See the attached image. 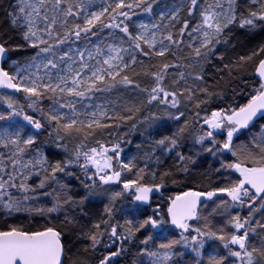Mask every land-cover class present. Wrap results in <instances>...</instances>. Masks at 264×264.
Here are the masks:
<instances>
[{
  "label": "snow or ice",
  "instance_id": "1",
  "mask_svg": "<svg viewBox=\"0 0 264 264\" xmlns=\"http://www.w3.org/2000/svg\"><path fill=\"white\" fill-rule=\"evenodd\" d=\"M0 13V264H264V0Z\"/></svg>",
  "mask_w": 264,
  "mask_h": 264
},
{
  "label": "trees",
  "instance_id": "2",
  "mask_svg": "<svg viewBox=\"0 0 264 264\" xmlns=\"http://www.w3.org/2000/svg\"><path fill=\"white\" fill-rule=\"evenodd\" d=\"M7 2V0H5V3ZM0 16H2V13H0ZM134 142H136V137H133ZM133 150H134V145L132 146ZM27 223V222H25ZM131 256H125L122 258L121 260V264H131Z\"/></svg>",
  "mask_w": 264,
  "mask_h": 264
}]
</instances>
